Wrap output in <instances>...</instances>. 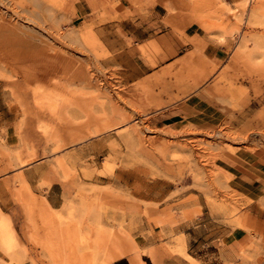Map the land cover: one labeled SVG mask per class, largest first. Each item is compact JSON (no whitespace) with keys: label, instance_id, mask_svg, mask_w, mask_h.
Segmentation results:
<instances>
[{"label":"rangeland","instance_id":"1","mask_svg":"<svg viewBox=\"0 0 264 264\" xmlns=\"http://www.w3.org/2000/svg\"><path fill=\"white\" fill-rule=\"evenodd\" d=\"M155 4L165 9V23L179 35L195 22L210 37L235 41L218 63L199 57L197 49L157 74L162 104L199 92L197 131L181 123L156 129L131 121L124 109L131 103L129 90L112 84L118 70L97 36V23L126 19L125 30L135 35L141 29L130 19ZM256 40L264 42V0H0V82L22 116L18 130L29 132L21 133L25 152L18 160L22 165L43 157L48 176L34 192L21 173L15 178L18 234L15 246L3 254L28 264H52L61 255L59 261L73 264L76 257L60 235L52 250L40 244L46 229L59 226L75 229L82 249L118 240L124 257L157 253L200 264L185 255L183 237L171 228L201 226L194 237L209 243L222 237L214 227L231 230L240 211L264 217V43L256 49ZM136 92L140 101L152 99L144 87ZM97 134L115 135L114 144L99 146V155L89 160L71 154L77 143ZM33 146L39 152L31 151ZM0 158L10 162V154L1 150ZM89 163L106 176L120 168L125 183L91 181L83 169ZM52 182L64 191L57 209L42 192ZM230 240L220 245L225 261L206 264H264V240L253 237L246 245L229 246ZM216 252L214 246L206 249Z\"/></svg>","mask_w":264,"mask_h":264},{"label":"crops","instance_id":"2","mask_svg":"<svg viewBox=\"0 0 264 264\" xmlns=\"http://www.w3.org/2000/svg\"><path fill=\"white\" fill-rule=\"evenodd\" d=\"M225 4L232 5V3ZM166 19L165 9L161 5L155 4L145 9L144 16L130 19L134 22L138 21V26L141 29L135 35H130L125 30L126 19H120L116 22L110 21L104 24L97 23L96 33L108 53L114 58L113 67L118 70L116 72L118 80L113 81L112 84L114 87L119 86L129 90L128 96L131 103L125 104L124 109L131 116V121L147 122L149 127L156 129L181 123L183 128L197 131L201 129L200 122L202 118L194 113L199 115L202 113L196 108L203 103L199 97V92L194 91L182 101L162 104V101H159L156 97V91L159 89L155 81L157 74L163 66L172 64L175 59H180L186 54L190 56L197 49L200 50L198 52L199 57L202 54L204 58L218 63L225 59L228 51L234 46L235 41L231 37L222 39L220 37H210L195 22L187 24L182 31V35H179L173 32L171 27L165 23ZM117 27H120L121 33H117ZM114 35H117V37ZM140 47L143 48L144 53L140 52ZM142 87L152 91L150 94L152 99L149 102L140 101V98H138L140 94L136 92V89ZM5 93L4 85L0 82V137L3 140L0 141V150L10 154V162L0 158V210L10 216L12 226L17 233L18 205L13 197V192L18 189V181H15V178H18L21 173L34 192L38 189L39 182L46 180L48 176L44 167L46 163L42 161L43 157H39L26 165L19 163L18 154L25 152L22 147L24 140L22 134L26 133L28 135L29 132L28 129L25 132L18 130V122L21 116L18 106L14 105L12 100L5 96ZM96 114L95 110L94 112L92 111V115ZM114 140L115 135L112 134L93 135L77 143L71 154L75 155L78 160H89L99 155V146H111L114 144ZM31 151L34 153L39 152L35 146H33ZM68 152L70 153V151ZM79 168L82 167L78 165ZM83 169L87 174H90L91 181L101 177L113 179V183L116 184L125 183L123 172L117 173L120 168L114 171L113 176L97 173L100 168L94 167L90 163L89 167ZM91 184L93 185V183ZM56 186H58V190L54 191ZM62 189L61 184L52 182L49 187L42 191L44 198L53 208H59L65 199ZM234 223V228L229 231H226V228H223L220 224L215 226L214 234L218 233L219 235L222 233V237L216 236V238L214 236L215 238L209 243L206 237L202 241H199L200 236L197 239L194 237L202 232L201 226L190 229L189 226L183 227L179 225L171 228V230L172 232L177 231L176 233L183 237L185 253L190 256V259L200 264H206V261H225L220 256L219 251L221 241L226 244L228 238L231 239L229 246L245 244L247 240L253 237L264 240L263 216L250 210L240 211L234 217ZM204 228H206L205 225ZM163 229L170 228L164 227ZM228 233L229 236L227 235ZM152 246L153 244L147 246L146 249ZM210 246L216 248L217 252L213 255L206 253V249ZM154 257L155 261H158L157 264H189V260L183 256L161 257L156 253ZM141 259L145 264H155L147 254L141 255ZM10 262L0 249V264H10ZM23 264H28V261ZM111 264H131V262L130 258L123 257Z\"/></svg>","mask_w":264,"mask_h":264},{"label":"bare ground","instance_id":"3","mask_svg":"<svg viewBox=\"0 0 264 264\" xmlns=\"http://www.w3.org/2000/svg\"><path fill=\"white\" fill-rule=\"evenodd\" d=\"M255 12L252 14L254 17ZM260 41V40H259ZM258 40L255 41V46L257 48H262L264 45H260L262 42ZM264 43V42H263ZM252 54L249 56L251 57ZM27 162H22V165H26ZM46 237L45 240L40 244L44 249L52 250L54 248L53 242L55 241V235H60L63 238L64 247L69 249V253L71 256L76 257L77 261H74L73 264H111L126 255V251L124 250L123 242L118 240L110 242V244L105 245L102 241H98L97 243H91L87 245L85 248H81L77 241L78 235L77 231L72 229L71 227H49L46 229ZM16 232L11 226V222L9 217L0 210V249L3 253L8 254L13 246L16 244ZM76 241V242H75ZM75 242V244H73ZM179 247L182 245L179 243ZM82 250V251H81ZM84 250H88L86 253ZM149 257L153 260L152 262L157 264L158 261H155V257L152 253H148ZM188 258L187 254H185ZM61 255H57L59 259H55L51 261L52 264H70L68 261H59L61 259ZM66 256V255H65ZM88 257L89 259L85 260ZM10 264H23L25 261L23 258L14 255L10 257ZM131 264H145V262L141 259V254L138 252H134L133 256L130 258Z\"/></svg>","mask_w":264,"mask_h":264}]
</instances>
